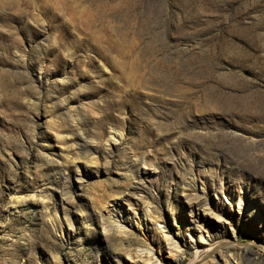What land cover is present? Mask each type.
<instances>
[{"label":"rangeland","instance_id":"374dc122","mask_svg":"<svg viewBox=\"0 0 264 264\" xmlns=\"http://www.w3.org/2000/svg\"><path fill=\"white\" fill-rule=\"evenodd\" d=\"M199 231L264 264V0H0V264H192Z\"/></svg>","mask_w":264,"mask_h":264},{"label":"bare ground","instance_id":"6f19581e","mask_svg":"<svg viewBox=\"0 0 264 264\" xmlns=\"http://www.w3.org/2000/svg\"><path fill=\"white\" fill-rule=\"evenodd\" d=\"M89 148H90V144L84 143L83 149L88 150ZM68 156H67V158H68ZM148 216H150V213L147 210L141 216V218L144 222H142V220L141 221L137 220L136 223L135 222L131 223V225H129V224L124 225V223L127 222V218L125 216H123L122 214H120V212H119L112 217V221L114 224H116V228H117L118 233L120 235L126 236L127 234H129V233H127L128 231L131 232L130 228H134V226L137 230H139L140 232L141 231L143 232L144 226H147V224L149 222V220H147ZM148 231L150 233L155 232V231H159V234L161 235V239L163 240L164 244L171 246L172 250L168 251V253H167V255H169L168 258L171 260H176L177 253L183 252V250L187 244V242L185 240H182L181 242H179L175 239L176 236L178 237V235H179L178 231H175V233L173 235L175 238L172 237L171 235H167L166 232H168V231H166L164 229V227H163V229L161 227H159V229L157 227L149 228L147 230V232ZM209 240H211L210 236L203 233V232H200V231L197 233L194 232L188 237V242L189 243L190 242L195 243V245H197V248H198L195 252V259H194V262L192 264H220L218 262H215L214 259L210 258V255L212 254L213 248L203 247V244H205L206 242L208 243ZM198 243H199V245H198ZM159 244L157 246L158 249L148 247V248L144 249L143 251H141L140 252V261L138 262V264H170V262H168L167 256L164 257L161 255V247ZM98 253H100V251ZM232 260L233 261L231 262V264H239L238 259H236L235 257ZM235 260H237V262Z\"/></svg>","mask_w":264,"mask_h":264}]
</instances>
